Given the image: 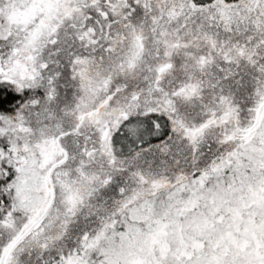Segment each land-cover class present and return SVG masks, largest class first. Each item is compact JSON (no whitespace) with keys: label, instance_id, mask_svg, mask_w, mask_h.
I'll return each instance as SVG.
<instances>
[{"label":"snow or ice","instance_id":"1","mask_svg":"<svg viewBox=\"0 0 264 264\" xmlns=\"http://www.w3.org/2000/svg\"><path fill=\"white\" fill-rule=\"evenodd\" d=\"M0 264H264V0H0Z\"/></svg>","mask_w":264,"mask_h":264}]
</instances>
